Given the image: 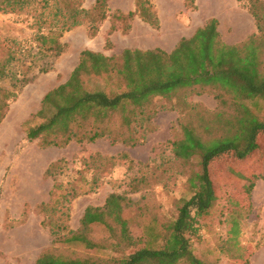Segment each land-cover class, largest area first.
Returning a JSON list of instances; mask_svg holds the SVG:
<instances>
[{
  "label": "trees",
  "instance_id": "16d2710c",
  "mask_svg": "<svg viewBox=\"0 0 264 264\" xmlns=\"http://www.w3.org/2000/svg\"><path fill=\"white\" fill-rule=\"evenodd\" d=\"M145 3L137 0L136 10L126 15L116 13L115 17L132 18L138 13L159 26L157 14ZM252 4L259 33L243 42L225 41L218 19L210 18L171 52L125 48L119 55L109 56L85 49L69 79L45 94L41 108L25 122L27 139L60 147L73 140L94 142L100 138L136 146L157 129L153 117L158 102L180 110L181 132L170 143L173 160L181 164L192 193L179 198L177 215L171 220L124 193L114 192L103 206H87L77 229L63 231L50 221L53 243L82 251L55 247L40 253L36 264H217L196 254L193 247L220 197L211 176L212 164L226 157H249L252 164L264 140V0H253ZM25 9L32 12L38 25L40 47L56 54L63 51L61 36L65 31L88 22L94 36L107 18V0H96L89 9L83 0H0L2 13ZM49 16L51 21L45 27ZM3 76H7L4 63L0 79ZM90 79L105 84L93 80L88 88ZM109 83L114 88L108 87ZM203 92L214 94L219 103L216 110L185 99ZM11 95L13 90L0 87V122ZM196 156L197 164L192 161ZM261 161L264 165V159ZM141 181L132 180L133 192L141 188ZM253 187L254 179L247 194ZM67 188L62 183L55 185L64 196L71 191ZM230 201L239 206V201ZM138 220L142 233L134 234L131 224ZM231 221L227 251L232 245L240 249V217L235 215Z\"/></svg>",
  "mask_w": 264,
  "mask_h": 264
},
{
  "label": "rangeland",
  "instance_id": "374dc122",
  "mask_svg": "<svg viewBox=\"0 0 264 264\" xmlns=\"http://www.w3.org/2000/svg\"><path fill=\"white\" fill-rule=\"evenodd\" d=\"M144 1L157 14L159 26L151 25L138 13L132 18L115 17L116 13L126 15L136 10L137 0H107V18L97 34L90 35L88 22L65 31L60 54L40 47L38 25L29 9L0 12V67L4 63L7 75L0 79V87L14 92L7 99L0 122V264H36L40 253L55 247L82 251L53 243L50 221L63 231L77 229L86 207L103 206L114 192L124 193L170 220L177 215L179 198L191 195L181 164L173 160L170 143L180 135L179 119L183 115L169 103L156 104L153 118L157 129L136 146L100 138L94 142L73 140L60 147L44 145L40 139L28 140L26 135L25 122L41 108L48 91L69 79L85 49L104 50L101 52L109 56L119 55L123 48L167 51L182 38L191 37L210 18L218 19L221 36L228 43H240L259 33L251 13L253 0ZM95 3L83 0L88 9ZM47 21L45 27L50 16ZM93 80L105 84L90 79L88 88ZM185 99L211 111L219 107L209 92ZM256 157L252 164L249 157L218 158L212 164L211 176L220 197L200 231L201 239L193 241L195 253L210 262L264 264V140ZM192 161L197 164L198 156ZM135 178L143 179L137 192L131 188ZM252 179L254 187L249 195L246 189ZM58 183L71 191L64 196L62 190L55 189ZM232 199L239 201V206ZM235 215L241 220L240 249L232 245L227 251L224 249ZM140 223L131 224L134 234L142 233ZM99 231L96 229L97 235Z\"/></svg>",
  "mask_w": 264,
  "mask_h": 264
},
{
  "label": "crops",
  "instance_id": "0c3cea01",
  "mask_svg": "<svg viewBox=\"0 0 264 264\" xmlns=\"http://www.w3.org/2000/svg\"><path fill=\"white\" fill-rule=\"evenodd\" d=\"M202 26V25H201ZM176 46H174L172 49H170V50H167L168 52H171L174 48H175ZM125 48H123L121 51H123ZM164 49V48H163ZM98 51H104V50H98ZM120 51V52H121ZM104 53V52H103ZM104 54H106V55H110V54H107V53H104Z\"/></svg>",
  "mask_w": 264,
  "mask_h": 264
}]
</instances>
